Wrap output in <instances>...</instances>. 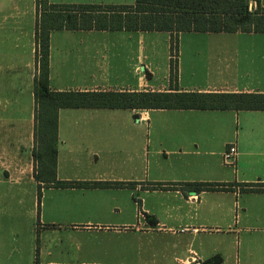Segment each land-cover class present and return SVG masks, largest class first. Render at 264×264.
Masks as SVG:
<instances>
[{
    "label": "crops",
    "instance_id": "0c3cea01",
    "mask_svg": "<svg viewBox=\"0 0 264 264\" xmlns=\"http://www.w3.org/2000/svg\"><path fill=\"white\" fill-rule=\"evenodd\" d=\"M48 3L153 19L139 29H174L177 16L199 6ZM36 21L34 4L0 0V92L30 95L31 118ZM172 35L171 54L169 32L52 30L49 89L264 95V33ZM56 135L57 181L119 186L40 184L38 208V183L26 195L0 177V264H204L215 256L220 264H264V192L247 190L264 189V111L60 109ZM232 144L238 155L227 167L222 155Z\"/></svg>",
    "mask_w": 264,
    "mask_h": 264
},
{
    "label": "trees",
    "instance_id": "16d2710c",
    "mask_svg": "<svg viewBox=\"0 0 264 264\" xmlns=\"http://www.w3.org/2000/svg\"><path fill=\"white\" fill-rule=\"evenodd\" d=\"M194 0L197 10L176 17L171 22L174 29H139L153 23L152 18L137 17L123 13L122 8L76 5H50L48 0L36 1L35 66L37 74L33 81L34 138L40 141L45 151L34 154L39 170L35 173L38 186V208L41 186L56 188H113L117 183H78L57 181L56 178V122L60 109H110V110H201V111H264V95L195 92H55L49 89V33L52 30H109L169 32L171 54L176 50L173 33H264V8L260 0ZM161 23H165L161 21ZM176 78L173 63L170 66V83ZM53 125V135L49 134ZM50 142L53 148L49 149ZM52 156V166L46 158ZM49 160V159H48ZM247 189L249 192H264V189ZM205 191L214 190L212 185ZM215 256L204 264H220ZM36 264L38 262L36 261Z\"/></svg>",
    "mask_w": 264,
    "mask_h": 264
},
{
    "label": "rangeland",
    "instance_id": "374dc122",
    "mask_svg": "<svg viewBox=\"0 0 264 264\" xmlns=\"http://www.w3.org/2000/svg\"><path fill=\"white\" fill-rule=\"evenodd\" d=\"M36 1L20 0L23 4H34L35 6ZM251 10H255L253 6ZM0 80L2 79L0 78ZM29 96L25 94H3L0 92V177L2 180H7L23 187V192L26 195L30 192L28 186L32 183L37 184L34 177L37 170H39V163L35 162L33 156L45 151L41 147L40 141L34 138L36 122L34 114L31 118L30 109L33 107L31 108L32 98H29ZM49 126V134L53 135L54 128L52 123ZM52 148L53 142H50L49 149ZM48 156L49 158L45 160L48 162L46 165L51 167L52 156L50 151ZM171 246L167 245V247Z\"/></svg>",
    "mask_w": 264,
    "mask_h": 264
},
{
    "label": "built area",
    "instance_id": "2783aa9c",
    "mask_svg": "<svg viewBox=\"0 0 264 264\" xmlns=\"http://www.w3.org/2000/svg\"><path fill=\"white\" fill-rule=\"evenodd\" d=\"M237 155L238 152L236 146L234 144L229 145L222 155L224 165L234 167Z\"/></svg>",
    "mask_w": 264,
    "mask_h": 264
}]
</instances>
